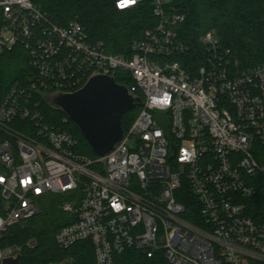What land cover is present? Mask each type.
Listing matches in <instances>:
<instances>
[{
	"label": "built area",
	"instance_id": "obj_1",
	"mask_svg": "<svg viewBox=\"0 0 264 264\" xmlns=\"http://www.w3.org/2000/svg\"><path fill=\"white\" fill-rule=\"evenodd\" d=\"M147 1L155 21L126 55L90 41L77 19L59 25L33 0H0V54L24 51L22 75L0 90V236L38 213L42 196L78 189L55 240L91 242L95 264H121L128 248L164 264H264V214L250 210L264 194V61L241 69L214 30L199 37V63L185 58L184 14L172 0ZM116 71L143 103L121 142L90 158L45 120L42 94ZM11 253L0 249V263Z\"/></svg>",
	"mask_w": 264,
	"mask_h": 264
},
{
	"label": "trees",
	"instance_id": "obj_2",
	"mask_svg": "<svg viewBox=\"0 0 264 264\" xmlns=\"http://www.w3.org/2000/svg\"><path fill=\"white\" fill-rule=\"evenodd\" d=\"M59 25L77 19L85 28L90 41L100 42L111 53H131V42L142 35L143 30L155 21L147 0L134 7L118 9L115 0H33ZM172 4L184 14L177 26L179 35L190 45L185 58L199 63L205 50L199 37L214 30L223 47L229 50L228 57L235 59L241 69L264 61V0H172ZM24 51L15 47L0 54V90L5 92L9 84L23 73ZM127 75L116 71L114 78L125 83ZM39 108L45 120L62 124L77 139L75 151L95 158L92 147L71 120L61 123L65 113L50 107L41 100ZM140 106L125 112L121 126L125 131L134 120ZM13 124L23 131H32L28 119H15ZM5 134L0 131V141ZM79 190L63 193H48L40 198V211L31 217L9 226L0 236V249L12 248L20 253V264H56L71 260V264H95L93 246L89 241H78L67 248L55 240L56 232L72 221V216L62 209L66 200L72 199ZM261 206L252 212L264 214V194L259 192ZM188 203V202H187ZM1 205V198H0ZM190 202L187 207H190ZM195 221L194 216L185 215ZM121 264H164L163 256L147 257L141 251L128 248L117 255Z\"/></svg>",
	"mask_w": 264,
	"mask_h": 264
},
{
	"label": "water",
	"instance_id": "obj_3",
	"mask_svg": "<svg viewBox=\"0 0 264 264\" xmlns=\"http://www.w3.org/2000/svg\"><path fill=\"white\" fill-rule=\"evenodd\" d=\"M42 98L76 124L96 156L108 153L121 142L123 114L143 103L125 84L102 73H93L76 90L42 94ZM0 264H20V253L7 254ZM56 264H71V260Z\"/></svg>",
	"mask_w": 264,
	"mask_h": 264
},
{
	"label": "snow or ice",
	"instance_id": "obj_4",
	"mask_svg": "<svg viewBox=\"0 0 264 264\" xmlns=\"http://www.w3.org/2000/svg\"><path fill=\"white\" fill-rule=\"evenodd\" d=\"M128 2V0H125V3H127Z\"/></svg>",
	"mask_w": 264,
	"mask_h": 264
},
{
	"label": "clouds",
	"instance_id": "obj_5",
	"mask_svg": "<svg viewBox=\"0 0 264 264\" xmlns=\"http://www.w3.org/2000/svg\"><path fill=\"white\" fill-rule=\"evenodd\" d=\"M133 2H134V0H133Z\"/></svg>",
	"mask_w": 264,
	"mask_h": 264
}]
</instances>
